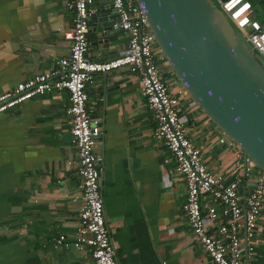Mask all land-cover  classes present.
<instances>
[{
    "label": "crops",
    "instance_id": "0c3cea01",
    "mask_svg": "<svg viewBox=\"0 0 264 264\" xmlns=\"http://www.w3.org/2000/svg\"><path fill=\"white\" fill-rule=\"evenodd\" d=\"M67 1L0 0V93L54 68L69 52L73 10ZM89 7L116 20L109 0H90ZM88 40V55L98 61L128 47L127 34L113 26L104 34L90 23ZM86 92L90 117L102 123L95 152L103 156L104 215L118 263L213 264L192 235L186 183L155 136L139 78L112 70L95 75ZM181 105L207 167L230 176L237 144L228 137L220 143L224 133L189 97ZM68 106L67 91L54 90L0 114V264H94L70 243L82 195ZM60 234L67 245L56 244ZM254 243L250 253L243 241L242 264H264V202Z\"/></svg>",
    "mask_w": 264,
    "mask_h": 264
},
{
    "label": "built area",
    "instance_id": "2783aa9c",
    "mask_svg": "<svg viewBox=\"0 0 264 264\" xmlns=\"http://www.w3.org/2000/svg\"><path fill=\"white\" fill-rule=\"evenodd\" d=\"M109 1L117 14L113 27L128 36L126 51L109 60L92 59L88 55V32L94 9L89 7L90 0H68L67 5L73 10L72 27L66 33L71 41L69 52L56 61L54 68L1 92L0 114L34 96L54 90L67 91V113L71 117L70 132L77 152L78 187L82 195L79 229L70 243L77 250L89 253L94 264H119L104 215L103 156L95 152L102 123L90 117L86 87L97 74L127 69L139 78L147 107L156 121L155 136L172 154L175 172L186 183L184 211L194 239L213 264H242L244 240L247 250L254 251L264 202V171L238 145L230 176L207 167L201 149L189 137L188 125L181 114V99L189 97L187 91L162 73L168 65L166 61L160 67L157 64L163 57L142 7L137 0ZM213 2L234 29L247 33L254 51L264 57V29L254 17L252 3L249 0ZM227 137L224 134L218 141L225 143ZM246 180L251 181L249 186L245 185ZM55 242L68 244L64 234L58 235Z\"/></svg>",
    "mask_w": 264,
    "mask_h": 264
},
{
    "label": "water",
    "instance_id": "95a60500",
    "mask_svg": "<svg viewBox=\"0 0 264 264\" xmlns=\"http://www.w3.org/2000/svg\"><path fill=\"white\" fill-rule=\"evenodd\" d=\"M137 2L188 96L264 171V57L213 0ZM112 18L102 8L90 23L106 34Z\"/></svg>",
    "mask_w": 264,
    "mask_h": 264
},
{
    "label": "rangeland",
    "instance_id": "374dc122",
    "mask_svg": "<svg viewBox=\"0 0 264 264\" xmlns=\"http://www.w3.org/2000/svg\"><path fill=\"white\" fill-rule=\"evenodd\" d=\"M249 1L253 5V10H254V13H255L254 14L255 19L261 23L262 28L264 29V0H249ZM241 33L248 39V36H247L246 32H244V33L241 32ZM160 66L161 65H159V67ZM162 73H164V75H167L170 78H172L171 81H172L173 84L182 86V83L177 79V77L175 76L173 70L170 68L169 65H167L166 68L162 69ZM199 111H202V110L200 109ZM201 113H203V111Z\"/></svg>",
    "mask_w": 264,
    "mask_h": 264
},
{
    "label": "trees",
    "instance_id": "16d2710c",
    "mask_svg": "<svg viewBox=\"0 0 264 264\" xmlns=\"http://www.w3.org/2000/svg\"><path fill=\"white\" fill-rule=\"evenodd\" d=\"M164 62H165V59L164 58L157 60V64L158 65H163Z\"/></svg>",
    "mask_w": 264,
    "mask_h": 264
}]
</instances>
